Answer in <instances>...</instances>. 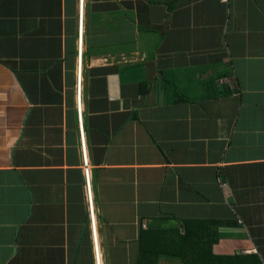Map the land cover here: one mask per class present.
Masks as SVG:
<instances>
[{"label":"crops","instance_id":"0c3cea01","mask_svg":"<svg viewBox=\"0 0 264 264\" xmlns=\"http://www.w3.org/2000/svg\"><path fill=\"white\" fill-rule=\"evenodd\" d=\"M190 263L264 264V0H0V264Z\"/></svg>","mask_w":264,"mask_h":264},{"label":"built area","instance_id":"2783aa9c","mask_svg":"<svg viewBox=\"0 0 264 264\" xmlns=\"http://www.w3.org/2000/svg\"><path fill=\"white\" fill-rule=\"evenodd\" d=\"M223 2H228V0H221ZM223 82V81H222ZM85 188H86V198H87V202H88V205H89V217L92 221V218H93V211H92V202H91V195H90V191H89V184H88V179L86 180L85 182ZM145 227V226H144ZM93 230V229H92ZM95 255L97 256L96 257V263H98V254H97V250H96V253Z\"/></svg>","mask_w":264,"mask_h":264},{"label":"trees","instance_id":"16d2710c","mask_svg":"<svg viewBox=\"0 0 264 264\" xmlns=\"http://www.w3.org/2000/svg\"><path fill=\"white\" fill-rule=\"evenodd\" d=\"M184 244V242L182 243V244H180V245H183ZM176 247L177 246H174V249H175V252H178L179 251V249H176ZM170 252V251H169ZM175 252H170L169 254H172V255H175V256H182L181 258L184 260V261H186L187 259H186V257H188L187 256V254L184 252L183 253V251H181V252H179V253H175ZM191 264V263H190Z\"/></svg>","mask_w":264,"mask_h":264}]
</instances>
